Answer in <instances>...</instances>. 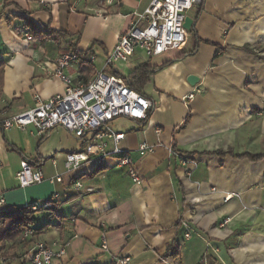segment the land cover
<instances>
[{
    "label": "crops",
    "instance_id": "crops-1",
    "mask_svg": "<svg viewBox=\"0 0 264 264\" xmlns=\"http://www.w3.org/2000/svg\"><path fill=\"white\" fill-rule=\"evenodd\" d=\"M151 1L0 0V111L16 114L35 106L36 94L65 92L52 71L72 41L95 53V69L78 59L68 71L92 79L134 13ZM188 16L194 30L182 49L134 56L135 66H160L142 89L154 103L148 120L112 122L126 133L121 145L143 182L112 158L96 169L85 164L67 171L66 154L82 145L62 126L44 136L33 125L0 129V212L54 204L44 220L37 217L44 226L39 233L7 252L12 264H27L19 257L37 239L66 244L54 264H118L122 257L130 258L128 264H264V0H201ZM26 18L71 37L29 40ZM190 75L199 77L195 84ZM191 92L193 98L185 99ZM143 142L154 150L141 153ZM170 145L196 164H183ZM24 158L46 179L20 186L16 174ZM58 173L63 182L49 179ZM79 179L83 186L77 188Z\"/></svg>",
    "mask_w": 264,
    "mask_h": 264
},
{
    "label": "built area",
    "instance_id": "built-area-1",
    "mask_svg": "<svg viewBox=\"0 0 264 264\" xmlns=\"http://www.w3.org/2000/svg\"><path fill=\"white\" fill-rule=\"evenodd\" d=\"M80 1V0H77ZM112 1V0H110ZM201 0H152L143 12H135V19L129 27L119 34L117 42L106 54L105 68L99 70L89 80L74 77L68 68L78 60V56L66 51L55 58L52 75L60 78L66 86L65 92L49 98L35 95V106L16 114H6L0 111V129L19 128L27 131L30 125L36 128V133L44 136L54 127L62 126L81 141L82 147L66 154V170L78 171L85 164H91L94 169L106 165L108 159L114 158L119 166H126L131 178L141 183L144 178L138 173L135 163L127 150L121 145L126 133L116 129L112 122L119 117L135 120H147L154 107L153 101L143 92L132 87L123 74L113 70L119 62H129L138 52L148 57L173 50L182 49L188 40L189 30L185 21L189 10L197 6ZM31 40L33 35L25 32ZM95 56L91 58L93 62ZM191 92L185 99L193 98ZM157 128V133H161ZM170 151L179 156L183 164L194 163L196 159L189 158L169 146ZM154 145L143 142L141 153L152 152ZM16 177L20 186L26 187L41 182L46 176L40 166H34L28 158L21 161V168ZM51 181L63 182V174L58 173L49 178ZM77 188L83 186L82 181L73 182ZM59 195V194H56ZM5 198L0 196V206ZM51 201L44 203L50 206ZM40 204L35 203L33 209ZM186 237L191 236V228L187 222ZM34 230L26 227L22 240H32ZM101 246L107 250L109 240L106 232L101 235ZM67 252L66 244L57 239L32 241L30 248L21 256L27 264H54ZM9 258L0 255V264H6ZM129 257L117 258L118 264H128Z\"/></svg>",
    "mask_w": 264,
    "mask_h": 264
},
{
    "label": "trees",
    "instance_id": "trees-1",
    "mask_svg": "<svg viewBox=\"0 0 264 264\" xmlns=\"http://www.w3.org/2000/svg\"><path fill=\"white\" fill-rule=\"evenodd\" d=\"M27 27L29 32L33 35L36 39H43L44 37H53L54 39L65 38L69 39L71 37V33L63 28L60 30L52 29L49 25H38L34 20L30 18H26ZM194 30V28H191ZM72 40H68L71 43ZM78 56V59L81 61L83 65H86L89 70H94L95 67L91 61V58L95 55L91 49L87 51H82L77 48V43L72 41L70 45V50ZM160 66H155L150 64V62L146 61L140 63L139 65L135 66L128 75H124L127 82L138 89L139 91L143 92L142 89L151 79L154 71H156ZM117 73H119L117 71ZM0 99H1V88H0ZM150 117V114H149ZM148 120V119H147ZM146 121V120H144ZM218 153L222 154L226 151L219 150ZM243 156H249L251 159H260L263 157V154H254V153H247ZM32 163V161L30 160ZM35 203L40 204L37 209H33V205ZM54 207L52 203L50 206H44V203L39 202H32L26 206H22L17 208L16 210H9L5 212H0V255H6L4 248L7 245L8 241L15 243L16 241L22 240L23 231L26 227H30L34 230V236L39 233L40 229L44 226L35 227L34 225L37 223V212L41 210H45L47 208ZM4 250V251H3ZM22 259V256L19 257ZM12 261H8L6 264H12ZM19 264H24L20 262Z\"/></svg>",
    "mask_w": 264,
    "mask_h": 264
},
{
    "label": "rangeland",
    "instance_id": "rangeland-1",
    "mask_svg": "<svg viewBox=\"0 0 264 264\" xmlns=\"http://www.w3.org/2000/svg\"><path fill=\"white\" fill-rule=\"evenodd\" d=\"M136 58H132L129 62H119L115 65V68H117L119 71L120 74H123V75H128L129 72L134 68V66L136 65ZM138 61V60H137ZM96 65L100 66L101 65V62L100 60H97L96 61ZM114 67V66H113ZM115 162L116 160L114 158H112ZM46 211L45 210H41V211H38L37 212V217L42 221L44 220V216H45V213ZM35 227H38L40 226L39 224H35L34 225ZM23 241V240H22ZM10 242V243H9ZM25 242V241H23ZM9 243V244H8ZM7 245L5 246V252L7 253L12 246H16L18 244H21L22 242L21 241H16L15 243L11 242V241H8ZM7 247H9L8 249H6ZM7 250V251H6ZM23 252H26V251H23Z\"/></svg>",
    "mask_w": 264,
    "mask_h": 264
},
{
    "label": "water",
    "instance_id": "water-1",
    "mask_svg": "<svg viewBox=\"0 0 264 264\" xmlns=\"http://www.w3.org/2000/svg\"><path fill=\"white\" fill-rule=\"evenodd\" d=\"M192 24H193V18H191L190 16H187L186 21H185V26L187 27L188 30H190L192 28ZM199 77L196 75H190L189 76V81L192 84H195L198 81Z\"/></svg>",
    "mask_w": 264,
    "mask_h": 264
}]
</instances>
